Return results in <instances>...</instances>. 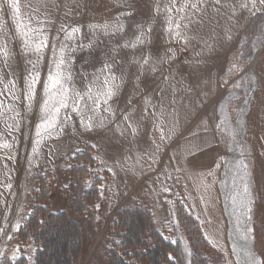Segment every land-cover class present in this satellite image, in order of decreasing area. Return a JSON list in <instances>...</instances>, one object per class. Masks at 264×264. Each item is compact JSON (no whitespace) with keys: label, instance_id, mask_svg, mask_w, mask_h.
Segmentation results:
<instances>
[{"label":"rangeland","instance_id":"rangeland-1","mask_svg":"<svg viewBox=\"0 0 264 264\" xmlns=\"http://www.w3.org/2000/svg\"><path fill=\"white\" fill-rule=\"evenodd\" d=\"M11 3L0 0V264L34 262L38 246L23 226L39 181L50 192V212L71 214L63 197L71 159L82 151L94 159L84 187L98 183L99 196L85 208L87 238L77 264H110V222L135 208L179 244L184 264L192 259L189 223L206 245L205 264H240L220 188L240 127L241 162L230 190L264 264V6L258 0L255 8L241 7L248 0H18L17 12ZM105 63L116 77L107 104L100 95ZM57 71L69 107L49 128L53 113L43 101ZM76 93L79 111H73ZM58 231L51 233V263L69 239Z\"/></svg>","mask_w":264,"mask_h":264},{"label":"trees","instance_id":"trees-1","mask_svg":"<svg viewBox=\"0 0 264 264\" xmlns=\"http://www.w3.org/2000/svg\"><path fill=\"white\" fill-rule=\"evenodd\" d=\"M71 160L68 169L69 189L63 197L70 215L64 211L50 212V192H47L45 184L40 181L38 183L30 217L23 226L25 232L38 246L33 264H77L82 241L87 238L84 223L85 208L88 204L95 203L99 196L98 183L92 184L87 189L84 187L89 175L88 169L94 159L92 153L82 151ZM129 229L134 232H129ZM63 230H68V234ZM109 230L113 236L112 247L107 253L110 264H184L179 244L165 240L153 228L147 211L140 208L130 211L121 210L113 216ZM56 231L59 232L56 236H61V240L66 239L65 236L69 239L66 245L65 241L61 244L63 256L61 258L54 256L56 260L51 263L54 252L49 254L51 251L49 244L52 242V237L55 238L51 233ZM184 232L191 243L190 264H205L201 252L202 249L206 250V245L198 229L189 223V228ZM19 264H25L24 260L19 259Z\"/></svg>","mask_w":264,"mask_h":264},{"label":"snow or ice","instance_id":"snow-or-ice-1","mask_svg":"<svg viewBox=\"0 0 264 264\" xmlns=\"http://www.w3.org/2000/svg\"><path fill=\"white\" fill-rule=\"evenodd\" d=\"M258 2L260 5L264 6V0H258ZM249 3L251 4L252 8H255L257 6V0H248V3H242L241 7L247 8L249 6ZM11 7L16 9V11L18 12L19 11L18 0H12ZM192 7H196V5L193 4ZM171 10H172L171 8L168 9V11H171ZM179 10L183 11V8H181ZM90 27L96 28V27H101V26L90 25ZM102 27L107 29L108 25L105 24ZM176 27L179 28L180 27L179 24H177ZM72 32L73 33L79 32V29L73 28ZM141 35H143V34L141 33ZM177 35H179V32H177ZM136 41L139 43L143 42L139 36L136 38ZM44 44H46V41H42L40 45H37L36 51H40L41 46ZM125 46H128V45H125ZM132 46L135 47V44H132ZM4 54L7 55L6 52ZM63 63H64V60H63V57L61 56L60 60L57 63V68L59 69L60 65ZM144 63L145 64L148 63L147 57L144 59ZM101 72L102 73H108V75L105 76V78H104V84L106 86V89L103 93L100 94L104 98L103 102L105 104H107L108 100L111 99V97L113 95H115V92L113 89H114V87H116V85L114 84L116 77L114 74L111 73V65H109L107 63H105L104 67L101 69ZM37 79H38V74L36 77L33 78L32 84L29 85V93L27 96V98L29 100H31L34 97L35 93H34L33 85L37 82ZM49 80H50V85L47 86L45 89L46 93L48 94V99H45L43 101V109L45 112H48L49 110H51V112L53 113V115L50 117L49 121H46L47 126L49 128H51V127H54L56 117L59 115L60 110L62 108H68L69 107V104H68L69 97H68V89L65 88L64 85L61 83V73L59 71H57L55 76L50 75ZM2 82L3 81L0 80V83H2ZM8 83L11 84L13 88L15 87L14 81H9ZM57 86H59V87H57ZM53 89H56V91L53 92L52 91ZM88 92L90 93L91 89H89ZM87 94L88 93H86V95ZM76 97L78 99H77V101H74L73 111H79L78 100L82 99V97L80 96V93H76ZM50 105H51V108H50ZM0 106H2V105H0ZM96 108H99V102L98 101L96 102ZM105 111L111 113L110 108H106ZM112 115H114V113H112ZM92 119H93V117L88 118L89 122L85 125L86 127H88V128L92 127V124H91ZM104 119H105V117H101V123H103ZM124 119L127 120L128 116H125ZM81 123L82 124L84 123L83 119L81 120ZM133 132H135V129H133ZM245 190H247V189H245ZM249 211H250V209H249ZM249 231H250V229H249Z\"/></svg>","mask_w":264,"mask_h":264},{"label":"bare ground","instance_id":"bare-ground-1","mask_svg":"<svg viewBox=\"0 0 264 264\" xmlns=\"http://www.w3.org/2000/svg\"><path fill=\"white\" fill-rule=\"evenodd\" d=\"M258 54L259 48H256L254 56L249 64L250 70L253 67L256 58L258 57ZM243 138L244 131L240 127L237 132L235 148L232 153L228 156L224 167L220 188L222 192L225 214L227 215L229 222L228 239L231 246L230 248H232L233 251V255L240 264H259L257 261L253 260L249 253V245L251 243V240L250 232L248 230V223L246 217L247 214L239 211L237 209V206L234 205V200L232 198V193L230 190V179H232L231 177L233 173H235L237 166L239 165L240 167Z\"/></svg>","mask_w":264,"mask_h":264},{"label":"water","instance_id":"water-1","mask_svg":"<svg viewBox=\"0 0 264 264\" xmlns=\"http://www.w3.org/2000/svg\"><path fill=\"white\" fill-rule=\"evenodd\" d=\"M249 253L253 260L257 261L259 264H262L260 256L257 254L251 243L249 245Z\"/></svg>","mask_w":264,"mask_h":264},{"label":"crops","instance_id":"crops-1","mask_svg":"<svg viewBox=\"0 0 264 264\" xmlns=\"http://www.w3.org/2000/svg\"><path fill=\"white\" fill-rule=\"evenodd\" d=\"M100 119H101V118H99V120H100ZM97 127H100V126L97 125ZM102 127H103V126H102V124H101V128H102Z\"/></svg>","mask_w":264,"mask_h":264}]
</instances>
